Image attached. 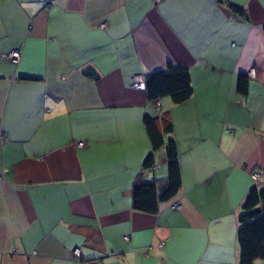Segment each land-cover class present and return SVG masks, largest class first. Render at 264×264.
<instances>
[{
    "label": "crops",
    "instance_id": "1",
    "mask_svg": "<svg viewBox=\"0 0 264 264\" xmlns=\"http://www.w3.org/2000/svg\"><path fill=\"white\" fill-rule=\"evenodd\" d=\"M51 1L0 0V264H238L251 172L264 180V0ZM169 63L187 100L132 87ZM163 110L181 188L146 213L131 188L166 176L164 147L143 165V116Z\"/></svg>",
    "mask_w": 264,
    "mask_h": 264
},
{
    "label": "trees",
    "instance_id": "2",
    "mask_svg": "<svg viewBox=\"0 0 264 264\" xmlns=\"http://www.w3.org/2000/svg\"><path fill=\"white\" fill-rule=\"evenodd\" d=\"M230 9L243 14V9L238 6L232 5ZM2 58L16 62L5 53ZM248 83V76L240 73L237 77V91L246 94ZM144 91L150 101L168 97L175 104L181 103L193 93L189 70L186 66L169 63L165 69H158L146 76ZM143 122L151 142V151L145 157L143 165L145 168H152L153 152L164 147L167 173L161 179L137 178L131 188L132 206L138 211L156 213L159 205L173 198L181 188L178 150L169 110H163L154 116L145 113ZM261 174L263 176L264 171ZM238 223V264H254L257 259L264 260V180L256 181L248 189L238 215Z\"/></svg>",
    "mask_w": 264,
    "mask_h": 264
},
{
    "label": "built area",
    "instance_id": "3",
    "mask_svg": "<svg viewBox=\"0 0 264 264\" xmlns=\"http://www.w3.org/2000/svg\"><path fill=\"white\" fill-rule=\"evenodd\" d=\"M160 0H155V2H158ZM52 1L50 0V3ZM20 52L21 50L19 48H14L12 50H10L7 54V57L12 59L13 61H17L20 57ZM132 87L137 89V90H140V91H144V78L140 75H136L133 77V82H132ZM78 146H82L83 145V142H78L77 143ZM251 178L253 181H257L258 180V177H259V173L257 171H253L251 173ZM178 203H174V207H178ZM73 256L74 257H79L80 256V251L78 248H75L73 250Z\"/></svg>",
    "mask_w": 264,
    "mask_h": 264
},
{
    "label": "rangeland",
    "instance_id": "4",
    "mask_svg": "<svg viewBox=\"0 0 264 264\" xmlns=\"http://www.w3.org/2000/svg\"><path fill=\"white\" fill-rule=\"evenodd\" d=\"M250 71V70H249ZM252 173V172H251ZM250 175H252V174H250Z\"/></svg>",
    "mask_w": 264,
    "mask_h": 264
}]
</instances>
